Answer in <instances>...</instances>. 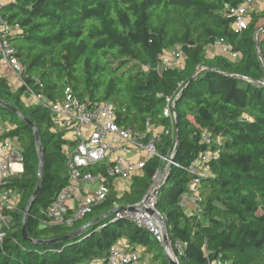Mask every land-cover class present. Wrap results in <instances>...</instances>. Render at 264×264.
<instances>
[{
  "label": "trees",
  "instance_id": "1",
  "mask_svg": "<svg viewBox=\"0 0 264 264\" xmlns=\"http://www.w3.org/2000/svg\"><path fill=\"white\" fill-rule=\"evenodd\" d=\"M243 1L15 0L4 8V18L22 31L9 42L26 68V86L47 102L61 99L68 86L91 106L113 104L120 127L148 136V123L160 128L158 153L173 156L181 167L153 158L122 195L110 179L108 199L73 226L43 227L50 205L69 184L66 141L47 108L24 103L26 87L14 90L0 76V123L15 125L11 134L22 139L24 155L23 174L9 183L19 203L0 241V264H108L121 241L123 248L140 252L143 264L149 257L150 264H170L149 232L117 217L143 199L158 171L165 179L156 209L165 219L177 264L209 259L264 264V9L255 10L247 29L236 32L227 9ZM221 39L239 53L238 60L204 55L206 46ZM174 47L182 48L184 66L157 71L159 55ZM168 98L175 106L174 125L163 116ZM18 114L39 131L40 176L34 132ZM205 135L211 144L203 142ZM205 152L211 153L206 171L191 173L188 168ZM194 179L199 216L181 205ZM38 181L24 238V212ZM84 227L73 240L46 243Z\"/></svg>",
  "mask_w": 264,
  "mask_h": 264
},
{
  "label": "built area",
  "instance_id": "2",
  "mask_svg": "<svg viewBox=\"0 0 264 264\" xmlns=\"http://www.w3.org/2000/svg\"><path fill=\"white\" fill-rule=\"evenodd\" d=\"M15 0H0V68L5 67L13 74L17 86L26 87L23 96L24 103L29 107L41 106L47 108L53 115V122L60 133H63L66 145V170L69 177L67 188L62 190L50 205L48 220L41 221L43 227L66 226L71 227L80 219L93 213L97 206L103 204L111 192L110 179L118 182H131L134 176H139L147 166L149 160L159 158L168 165L181 167L174 162L171 155H160L157 143L161 140L163 131L152 127L148 123L147 134L134 133L130 129L120 127L116 122L113 104L102 102L96 106L80 101L70 87L63 90L61 99L47 102L43 93H36L26 86L23 76L26 68L16 59L15 49L9 39L22 34L18 24H10L3 16L6 6ZM264 6V0H244L237 8H228V16L234 19V30L242 32L247 29L251 14ZM214 45L218 48L220 56L231 60H238L236 53L224 40H217ZM172 55L162 53L159 55L157 71L171 68H182L186 56L181 47H176ZM17 89V90H18ZM172 98L166 100L163 116L176 122ZM15 125L2 123L0 125V241L6 237L5 228H9L12 217L9 214L16 210L19 197L9 186L12 177L24 172L23 148L18 137L12 136ZM207 145L212 143L209 135L203 137ZM211 158V153H200L196 161L188 168L191 173L200 175L205 172L204 165ZM105 168V170L103 169ZM94 169L95 173L88 172ZM165 174L158 171L149 190L143 199L134 205L120 210L117 217L130 220L134 226L149 232L157 242L163 244V225L166 228L164 217L157 211L156 204L159 198L161 182ZM198 179H194L184 194L181 205L192 208L194 215H200L202 209L198 205L194 193ZM85 191V194L83 193ZM130 208H135L132 211ZM182 249V246H178ZM177 261V259L175 258ZM108 264H143L140 252L127 250L119 244L113 246L107 260ZM101 264V262H93ZM207 264H226L221 259H209Z\"/></svg>",
  "mask_w": 264,
  "mask_h": 264
},
{
  "label": "water",
  "instance_id": "3",
  "mask_svg": "<svg viewBox=\"0 0 264 264\" xmlns=\"http://www.w3.org/2000/svg\"><path fill=\"white\" fill-rule=\"evenodd\" d=\"M259 34V32L256 34V36ZM0 104H2L0 102ZM12 110V109H11ZM27 124L28 126H30V128L33 130L34 132V136H35V142H36V146H37V150H38V157H39V176L42 172V167H43V163H44V155H43V146H42V142L40 140V135H39V131L38 129L36 128V126L28 119V118H25L23 117L22 115L18 114ZM176 131H177V139H178V131H179V128H178V123L176 124ZM36 192L35 194L33 195V197L30 199L26 209H25V212H24V217H23V232H22V236L24 238H26V232H25V226H26V221H27V218H28V215L30 213V210L31 208L35 205V202H36V198H37V195L40 191V181H38L37 183V187H36ZM123 209V208H122ZM132 211H136L135 208H130ZM117 210H114L113 212H111L110 215L114 214ZM85 230V227L82 228L81 230L69 235V236H66L64 238H61V239H58L56 241H50V242H46L48 244H52L54 242L56 243H59V242H67V241H70V240H73L75 239L76 237L80 236L83 231ZM163 233H164V242H163V250H164V254L166 255L167 259L169 260L170 264H177V261L171 256L168 254L167 252V246H168V233L166 231V228L165 226L163 225ZM41 244H44L45 242H40Z\"/></svg>",
  "mask_w": 264,
  "mask_h": 264
},
{
  "label": "rangeland",
  "instance_id": "4",
  "mask_svg": "<svg viewBox=\"0 0 264 264\" xmlns=\"http://www.w3.org/2000/svg\"><path fill=\"white\" fill-rule=\"evenodd\" d=\"M264 7V6H263ZM257 9H262L261 7L260 8H257ZM262 37H264V32L262 33ZM177 48L176 47H174V48H171L170 50H167L166 52H164L165 54H167V55H172L173 53H174V51L176 50ZM204 55L205 56H207V57H210V58H212V57H215V56H218V55H220V52H219V50H218V48L214 45V44H211V45H208V46H206L205 47V49H204ZM145 70H147V68H145ZM3 70H0V76L1 77H3V78H6V73H4V72H2ZM11 76H13V74L11 75ZM12 78H14V76L13 77H11L10 78V82L11 83H13V81H12ZM14 80H15V78H14ZM16 81V80H15ZM17 86V85H16ZM14 90H17L18 88H16L15 86H14V88H13ZM15 137V136H14ZM20 140H22L21 138H19ZM218 142H222V138H219L218 139ZM128 186H129V184H128V182L126 181V182H118V184H117V188L120 190L121 189V187L123 188V187H125L126 189L128 188ZM120 192V191H119ZM123 194V193H122ZM121 193L119 194V195H122ZM124 209V208H123ZM122 210V209H121ZM189 213H192L191 211H188ZM154 239L155 238H153L152 239V242H154ZM167 252H168V254L169 255H171L174 259H175V256H174V248H173V246L170 244V242L168 241V246H167ZM150 260H151V258L149 257V258H147L146 259V264H150L149 262H150ZM86 264H94L93 262H90V263H86Z\"/></svg>",
  "mask_w": 264,
  "mask_h": 264
},
{
  "label": "crops",
  "instance_id": "5",
  "mask_svg": "<svg viewBox=\"0 0 264 264\" xmlns=\"http://www.w3.org/2000/svg\"><path fill=\"white\" fill-rule=\"evenodd\" d=\"M260 7H261L262 9H264L263 5L260 6ZM260 7H259V8H260ZM262 9H260V10H262ZM0 70H3L2 72L6 73V79L8 80L10 86H11L12 88H14V86L16 87L17 82L14 80V78H12L13 83L10 82V78L13 77V76H11L12 73L10 72V70H9L8 68H5V67H1ZM2 123H5V122H2ZM2 123H0V125H2ZM7 123H9V122H7ZM159 129H160V128H159ZM18 141H19L20 145H22V148H23V144H22V142L20 141V139H18ZM12 178H14V177H12ZM130 183H131V182H128L129 186H130ZM117 184H118V183H117ZM117 184H116V189L119 190V189L117 188ZM129 186H128L127 189H126L125 187H123V188L121 187V189L119 190L120 193H121V194H122V193L124 194V193L129 189ZM15 193H16V192H15ZM83 193L85 194V191H84V190H83ZM16 195H17V193H16ZM188 210L192 212V208H191V207H189ZM125 243H126L125 241H121V243L119 244V246H121L122 244H125ZM146 259H147V258H146ZM146 259L144 260V263H145V264H146Z\"/></svg>",
  "mask_w": 264,
  "mask_h": 264
}]
</instances>
